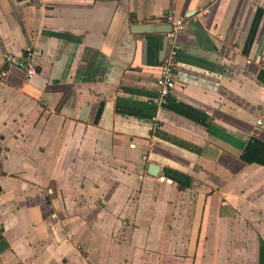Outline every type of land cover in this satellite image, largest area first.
<instances>
[{"label":"crops","instance_id":"crops-1","mask_svg":"<svg viewBox=\"0 0 264 264\" xmlns=\"http://www.w3.org/2000/svg\"><path fill=\"white\" fill-rule=\"evenodd\" d=\"M0 264H264V0H0Z\"/></svg>","mask_w":264,"mask_h":264},{"label":"built area","instance_id":"built-area-1","mask_svg":"<svg viewBox=\"0 0 264 264\" xmlns=\"http://www.w3.org/2000/svg\"><path fill=\"white\" fill-rule=\"evenodd\" d=\"M208 12L209 11L207 9L203 11V13ZM163 23L169 24L172 27V31L167 35L170 40H174L177 33L182 32L187 28V21L185 19L174 17L172 15H166ZM35 55L34 49L27 47L20 60L16 59L12 54H8L6 57V62L17 64L18 67H20L25 73L27 79H32L37 73L34 63ZM177 56V47L173 45L160 66V71L155 81L158 95L156 102L157 114L160 113V111L166 105L167 99L174 89ZM154 120H157L156 117ZM257 124L260 125L261 122L258 121ZM155 125L157 126V123H155Z\"/></svg>","mask_w":264,"mask_h":264},{"label":"water","instance_id":"water-1","mask_svg":"<svg viewBox=\"0 0 264 264\" xmlns=\"http://www.w3.org/2000/svg\"><path fill=\"white\" fill-rule=\"evenodd\" d=\"M168 29L169 32H166ZM166 30V31H164ZM166 32L167 34L170 33L172 31V27L171 25H162V24H144V25H135L133 26V32L135 33H161V32ZM148 171H149V175L152 177H158V166L154 165V164H150L148 166ZM161 180H163L162 177H160Z\"/></svg>","mask_w":264,"mask_h":264}]
</instances>
